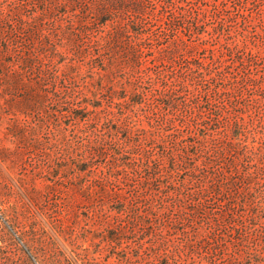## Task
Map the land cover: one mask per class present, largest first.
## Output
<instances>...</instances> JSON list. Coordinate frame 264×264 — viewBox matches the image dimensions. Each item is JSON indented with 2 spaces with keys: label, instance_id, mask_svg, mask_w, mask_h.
Segmentation results:
<instances>
[{
  "label": "rangeland",
  "instance_id": "1",
  "mask_svg": "<svg viewBox=\"0 0 264 264\" xmlns=\"http://www.w3.org/2000/svg\"><path fill=\"white\" fill-rule=\"evenodd\" d=\"M0 245L264 264V0H0Z\"/></svg>",
  "mask_w": 264,
  "mask_h": 264
},
{
  "label": "trees",
  "instance_id": "2",
  "mask_svg": "<svg viewBox=\"0 0 264 264\" xmlns=\"http://www.w3.org/2000/svg\"><path fill=\"white\" fill-rule=\"evenodd\" d=\"M75 113V115H77V112L76 111H73ZM79 117H82L81 114H79ZM96 150V149H95ZM78 170H85V167H83V165H78L77 167ZM39 242H42L41 239H38ZM2 249V246L0 245V250Z\"/></svg>",
  "mask_w": 264,
  "mask_h": 264
}]
</instances>
